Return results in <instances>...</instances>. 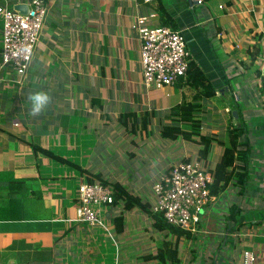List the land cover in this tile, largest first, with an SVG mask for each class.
<instances>
[{
    "label": "crops",
    "instance_id": "crops-1",
    "mask_svg": "<svg viewBox=\"0 0 264 264\" xmlns=\"http://www.w3.org/2000/svg\"><path fill=\"white\" fill-rule=\"evenodd\" d=\"M47 1L49 11L27 79L18 85L0 68V181L37 180L34 189L42 192L48 217L0 221V264H162L155 256L168 247L172 253L165 264H244L245 251L255 256L253 264H264V0H201L193 6L189 0H162L183 30L192 60L216 90L196 112L203 134L211 138L206 157L199 154L204 141L195 142L199 148L194 151L180 146L178 156L213 173L233 127L243 128L239 141L249 144L244 186L231 178L200 213L198 235L181 237L157 231L149 216L150 231L146 216L129 223L130 211L122 233L110 222L112 237L65 221L75 215L78 187L85 180L70 166H90L99 125L129 111H153V122L160 125L194 93L186 81L158 90L143 85L140 35L132 25L140 16L155 14L156 1ZM30 2L0 0L13 8ZM152 24L160 25L159 17ZM1 49L0 25V58ZM41 90L52 102L44 115L34 118L27 96ZM172 160L166 171L180 162ZM151 194L145 202L152 206ZM197 244L203 247L201 255Z\"/></svg>",
    "mask_w": 264,
    "mask_h": 264
},
{
    "label": "built area",
    "instance_id": "built-area-1",
    "mask_svg": "<svg viewBox=\"0 0 264 264\" xmlns=\"http://www.w3.org/2000/svg\"><path fill=\"white\" fill-rule=\"evenodd\" d=\"M156 0H144L149 3ZM201 3V0H198ZM28 14H21L8 4H0L2 49L0 68L12 74L16 84L27 79L49 11L47 0H31ZM156 14L138 17L132 28L140 35L142 82L147 89H163L184 83L192 60L183 30L153 25ZM262 63V62H261ZM260 63V64H261ZM264 83V66L261 68ZM214 174L201 163L183 160L161 173L152 186L154 213L176 228L198 235L200 213L216 201L211 187ZM78 206L65 221L86 224L112 237L109 214L117 202V192L110 185L83 180L78 187ZM244 264H253L255 256L244 252Z\"/></svg>",
    "mask_w": 264,
    "mask_h": 264
},
{
    "label": "trees",
    "instance_id": "trees-1",
    "mask_svg": "<svg viewBox=\"0 0 264 264\" xmlns=\"http://www.w3.org/2000/svg\"><path fill=\"white\" fill-rule=\"evenodd\" d=\"M204 1V0H203ZM155 14L158 15L160 25L169 26L178 30L177 24L163 5L162 0H156L154 7ZM191 90L194 91L190 99L184 98L180 104L171 109L164 117L168 122H160V136L164 139H183L185 141H193L196 143L206 142V147L199 150L201 157H206L208 146L211 138L203 134L201 122L197 119L196 112L202 109V100H207L216 95L214 85L202 71L197 62L191 60L187 73L186 83ZM155 113L152 111H144L141 114L136 112H126L120 114L117 118L118 124L128 127L131 132L148 130L154 124L153 119ZM243 135L242 127H233L229 143L226 145L223 160L218 163L214 174V184L211 187L212 193L217 195L219 191L228 184L231 178H237L240 187H243L248 179V158L249 144L240 142L239 139ZM246 146L245 150H241L238 146ZM237 161L241 166L237 167ZM168 172V171H166ZM224 181L221 188L218 187L219 182ZM99 183L108 185L102 179ZM37 180L34 179H14L0 181V221H23L46 219L48 215L43 210V195L39 189H34ZM119 200L117 192V205ZM113 206V207H115ZM139 209L141 212L149 216L154 222V228L159 232H168L170 234L181 236H189L190 233L174 226L169 225L161 213H154L152 206L148 202H144L141 198H130L126 201L124 209L117 214H109V220L114 226L117 234L122 233L124 229L125 212ZM170 248H162L155 256L160 263L165 264L166 259L171 256ZM177 261V260H175Z\"/></svg>",
    "mask_w": 264,
    "mask_h": 264
},
{
    "label": "rangeland",
    "instance_id": "rangeland-1",
    "mask_svg": "<svg viewBox=\"0 0 264 264\" xmlns=\"http://www.w3.org/2000/svg\"><path fill=\"white\" fill-rule=\"evenodd\" d=\"M117 117L116 115L107 123L99 125L98 147L95 156L90 161V166L85 168L74 164L70 166V169L81 172L78 174H82L85 180L98 182L99 179H102L118 192L119 200L115 206L116 209L112 210L113 215L124 209L126 201L130 198H141L144 202L145 200H151L150 191H152V185L156 182L153 177L158 176L159 178L160 173L170 167L172 159H175L174 161L183 160L178 156L183 150V147L180 149L181 151L178 150L180 146H186L189 151L199 148L195 142L189 141V143H186L185 140L162 138L158 120L152 124L150 131L148 129L147 131L141 130L134 133L128 127L118 124ZM219 134L220 139H222V133ZM183 143H186V145ZM135 210L128 212V222L133 223L136 222L135 220H139V216L140 218L146 216L147 230L153 229L150 217L148 218L145 213ZM98 231L104 234L102 231ZM113 237L115 238L114 233ZM174 239L173 235L169 237V240ZM110 243L113 244L111 240ZM184 248H181L183 256L186 251ZM197 248H199L197 254L201 255L203 247L201 244H197ZM121 254L123 256V250H121Z\"/></svg>",
    "mask_w": 264,
    "mask_h": 264
},
{
    "label": "clouds",
    "instance_id": "clouds-1",
    "mask_svg": "<svg viewBox=\"0 0 264 264\" xmlns=\"http://www.w3.org/2000/svg\"><path fill=\"white\" fill-rule=\"evenodd\" d=\"M27 100L31 103L29 115L35 118L45 114L52 102V96L46 91H34L27 96Z\"/></svg>",
    "mask_w": 264,
    "mask_h": 264
},
{
    "label": "water",
    "instance_id": "water-1",
    "mask_svg": "<svg viewBox=\"0 0 264 264\" xmlns=\"http://www.w3.org/2000/svg\"><path fill=\"white\" fill-rule=\"evenodd\" d=\"M189 4H190V6H193L195 4H199V2H198V0H189ZM14 10L19 12V13H21V14H25L26 15L30 11V5H28V4H17V5L14 6ZM232 110H233V112H232L233 116L235 118H237L238 117V113H237V111L234 110V106L232 107Z\"/></svg>",
    "mask_w": 264,
    "mask_h": 264
}]
</instances>
